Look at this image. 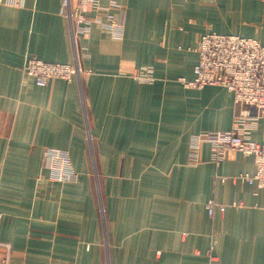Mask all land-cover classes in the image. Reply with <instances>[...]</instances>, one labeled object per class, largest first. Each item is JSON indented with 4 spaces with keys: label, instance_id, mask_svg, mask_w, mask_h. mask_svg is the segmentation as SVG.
<instances>
[{
    "label": "crops",
    "instance_id": "1",
    "mask_svg": "<svg viewBox=\"0 0 264 264\" xmlns=\"http://www.w3.org/2000/svg\"><path fill=\"white\" fill-rule=\"evenodd\" d=\"M120 1V38L91 24L73 45L66 0H0V264H264V189L235 178L253 157L191 158L193 134L233 127L234 94L179 80L204 32L264 42V0ZM29 57L82 72L38 85ZM50 148L73 179L47 178Z\"/></svg>",
    "mask_w": 264,
    "mask_h": 264
},
{
    "label": "built area",
    "instance_id": "2",
    "mask_svg": "<svg viewBox=\"0 0 264 264\" xmlns=\"http://www.w3.org/2000/svg\"><path fill=\"white\" fill-rule=\"evenodd\" d=\"M66 16L75 45L76 37L87 34L91 24H97L111 36L120 38L125 8L120 0H66ZM196 51L198 58L193 68V77H180L181 83L190 88H202L207 84L226 87L234 94L237 112L232 128L193 134L191 158L196 159L202 142L211 145V156L216 162L229 149L251 155L255 164L254 172H240L235 178L264 189V142L250 135L253 120L249 123L247 121L251 118L249 107H255L260 115H264V42L240 34L207 31L200 36ZM23 69L38 85H45L52 78L71 80L75 76L79 77L82 72L76 61L50 62L36 57L27 58ZM135 77L152 80L151 69L145 67ZM45 156L49 159L47 178L50 181H66L76 176L65 151L50 148L45 151ZM216 205L221 211L225 208L213 199L206 202L209 214L213 213ZM232 205H240V202L233 201Z\"/></svg>",
    "mask_w": 264,
    "mask_h": 264
}]
</instances>
